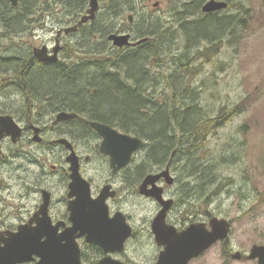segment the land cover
I'll use <instances>...</instances> for the list:
<instances>
[{"label": "trees", "instance_id": "1", "mask_svg": "<svg viewBox=\"0 0 264 264\" xmlns=\"http://www.w3.org/2000/svg\"><path fill=\"white\" fill-rule=\"evenodd\" d=\"M49 1L60 5L57 7L66 12L74 13L76 19L87 11L90 2L18 0V6L13 7L10 0H0V26L5 32L4 37L29 31L35 23L41 25L39 14L42 16L43 10L40 7ZM99 1L103 2L106 15L112 20L128 15L129 22V16L136 12L132 7L134 0ZM220 1L227 2L228 9L209 15L202 13L200 0L171 1L172 26L177 24L187 41V51L181 55H173L168 48L176 38L172 28L164 32L158 19L154 21L145 17H141L135 32L118 31L113 25L101 27L96 17L93 22L79 28L85 44L67 48L65 59L57 64H38L32 51L14 48V52L9 53L13 58L0 59V74H4L6 85L4 96L16 94L28 104L30 102L32 110L42 111L44 108L84 114L138 137L146 142L144 148L149 149L151 166H164L176 151L187 161L189 175L193 172L196 178L189 189L195 188L199 194L202 188L198 185L200 172L194 171L199 166L198 149L214 131L242 113L240 105L231 110L223 109L214 118L203 117V110L197 103V92L190 85L198 75L193 63L199 58H213L220 52L225 36L229 32L234 35L238 26L246 25V20L242 18L240 21L239 16H221L234 9L249 14L245 0ZM125 32L133 34L137 40L146 41L140 46L119 49L107 40L112 33ZM203 44L204 50L193 56L189 54L190 49ZM12 81L18 84L17 87L10 85ZM161 84L165 87L162 92L158 90ZM143 173L144 166L139 165L133 172L134 182Z\"/></svg>", "mask_w": 264, "mask_h": 264}, {"label": "rangeland", "instance_id": "2", "mask_svg": "<svg viewBox=\"0 0 264 264\" xmlns=\"http://www.w3.org/2000/svg\"><path fill=\"white\" fill-rule=\"evenodd\" d=\"M171 1L134 0L132 7L136 12L132 14L134 15L132 24L127 21L128 15L115 20L108 18L105 5L99 1L98 24L100 26L101 23V27L104 28L113 25L118 31L135 32L141 17L154 21L158 19L162 23V31L167 32V28L171 27L172 33L176 36L173 38L174 44L168 45V48L173 55H181L187 51V41L179 26L177 24L175 27L172 26ZM200 1L203 7L210 0ZM155 3H159L158 8L154 7ZM244 3L249 9V14L234 9L222 13L221 16H239L240 21L242 18L246 20V25L238 26L234 35L229 32L222 41L220 52L213 58L210 60L199 58L193 63L198 69V75L190 82L197 92V103L203 110V117L214 118L223 109L231 110L240 105L242 113L221 129L214 131L207 142L198 149L196 157L199 166L194 171L200 172L201 180L198 185L202 186L201 192L198 194L195 188L190 190L182 183L180 187L182 196H193L194 201L187 208L181 207L178 210L179 213L183 210L180 218L186 217V213L191 209L204 212L207 209L211 217L230 220L233 228L229 246L233 248V253H249L255 245L264 246V0H245ZM57 6L60 5L53 4L52 1L43 4L40 7L43 14L42 16L39 14V18H42L41 25L35 23L29 31H20L5 38V32L0 26V59L13 58L14 56L9 53L14 52V48L32 51L35 47L53 45L57 31L77 23L86 15L85 11L76 19L74 13L66 12ZM136 40L134 39V42ZM66 42L70 45L68 48H73L78 43L85 44L80 34L67 38ZM203 46L205 44L190 49L189 54L193 56L204 50ZM65 57L66 54H63L62 59ZM0 75V115L7 114L17 121H22L24 116L28 115L26 108L30 103L18 98L16 94L4 96L6 90L4 74ZM10 85L17 87L18 84L12 81ZM164 88L161 84L158 90L162 92ZM39 112L36 116L40 114ZM44 116L46 115L43 113L42 117ZM8 149L11 150V147L5 148V165L0 164V197L10 199L6 204L0 202V216L4 212L10 213L17 203L11 197L14 195L15 184L21 183L22 180L15 176L19 165L30 159L29 162L33 165L30 169L35 170L36 181H39L45 166L50 170L51 165L57 164L52 154H29L32 149H29L28 143L13 148L10 154L7 153ZM19 150L30 158L24 155L20 161L14 160L12 153ZM148 152L149 149L144 148L134 156V171L139 165L146 168L155 166L149 163ZM179 160L187 163L185 158L181 157ZM190 166L192 168V165ZM189 168L184 170L187 177L190 173ZM192 174L189 176L195 181L196 178ZM130 203L127 212L131 215V222L136 226L137 234L130 242L129 249L137 264H151L155 249L146 226L148 219L158 212L157 205L144 202L135 192ZM191 264H258V261L232 260L224 254V247L219 243Z\"/></svg>", "mask_w": 264, "mask_h": 264}, {"label": "flooded vegetation", "instance_id": "3", "mask_svg": "<svg viewBox=\"0 0 264 264\" xmlns=\"http://www.w3.org/2000/svg\"><path fill=\"white\" fill-rule=\"evenodd\" d=\"M78 23L79 21L73 23V25L69 27H75ZM61 31L62 34L59 35ZM79 31L70 35H66L64 29L57 31L54 44L51 46L47 45L49 54H52L54 45L57 40H59L63 47V51L59 56V62L63 61V54H65L67 48L70 46L66 42L67 38L78 35ZM131 36L132 39H135L133 34H131ZM36 61L38 64L49 65L59 63ZM26 112L28 115L24 116L25 118L22 121H17L15 119L18 125L23 129V135L20 141L14 144L10 138L2 140L0 164L3 166L5 165L4 158L6 157V147H11V150L8 149L7 151V153L10 154L13 148H19V146L24 143H28L29 149H32L29 154H52L55 156L57 164L51 165L50 170H48V166H45V170H43L40 176L41 181H36V172L30 169V167L33 166L29 162L31 161L30 159L28 162H24L23 165L21 164V166L19 165L17 167L15 176L17 179L22 178V180L21 183L15 184L14 195L11 197L13 201L17 203L14 204L10 213L4 212V214L0 216V244L2 247L5 246V242L11 236H26L39 233L47 237V235H52L54 232L58 235L71 234L72 230L75 228V223L72 220L74 210L77 211L81 217L82 228L78 230L75 235L78 237L83 234L76 240L80 248L82 264H99L100 261L105 258H110L123 264H137L129 249V244L136 237L137 230L136 226L132 225L131 215L127 212V208H130V201L135 192L144 202H151L157 205L158 212L151 219H148L146 226V230L148 231L150 240L155 249L151 264H157L163 248L159 247L156 243L152 231V224L156 216L162 210V206L156 199L141 195L139 193V188L148 176L159 175L168 169L170 175L174 179V183L172 185L168 184L165 178H161L157 182L158 187L163 189L164 199L173 201V207L167 216V224L176 227L178 231H182L190 225L198 223L207 224L209 227V222L212 217L207 209L205 212L191 209L186 213L187 219L185 216L180 218V213H182L183 210H181L180 213L178 210L181 209V207L185 209L187 206L192 205L194 201V198H192L193 196L183 197V194L180 192V187L183 183L189 189V185L193 182V179H191L189 175L188 177L184 175V170L188 167L183 161L179 160L181 157L177 155L176 151L171 154L164 166H154L151 168H146V166H144V173L134 182L133 160L123 168H119V166L113 167L111 158L101 152L104 137L94 128L93 123H104L73 111H48L43 108V110L39 112L38 109L33 111L31 106H29L26 108ZM38 112L40 114L36 116ZM63 112L76 113L79 116L76 119L58 123V116ZM43 113L46 116L42 117ZM2 115L7 114H1L0 116ZM32 126L40 129V136L43 139L42 142L37 143L34 141L35 130ZM107 126L120 134L127 135L115 127L110 125ZM24 155L26 158H30L20 150L12 153L14 160L17 159L18 161L21 160V157L24 158ZM72 155L78 159L79 174L84 180V182L76 188H72L73 172L71 170V164L68 161ZM149 189H152V186H149ZM173 190L174 192H172ZM44 192L48 193L44 194ZM46 194H48L50 202L47 214L44 215L41 213V209L45 203L44 196ZM9 199L10 198L5 196L0 197V202L6 204ZM101 199L103 201H101ZM102 215H106V219L109 223H114L113 220L121 215L124 217L126 224L134 229V236L124 243V248L121 252L115 251L106 253L101 246L88 242L87 238L89 233L85 231L89 230L90 232L89 228L93 224L94 227L96 226L95 232L98 233L97 227ZM182 221L183 223H181ZM41 227L45 228V231H38ZM54 228H57V231ZM46 237L42 240L43 242L46 240ZM219 243L224 247V254L233 260L235 253H233V248L229 246V240ZM208 251L203 253L199 258L203 257ZM240 253L242 255L240 262L250 261L247 259L250 252ZM33 259L34 260L31 262L23 264H39L41 262V258L38 256H34Z\"/></svg>", "mask_w": 264, "mask_h": 264}, {"label": "water", "instance_id": "4", "mask_svg": "<svg viewBox=\"0 0 264 264\" xmlns=\"http://www.w3.org/2000/svg\"><path fill=\"white\" fill-rule=\"evenodd\" d=\"M13 7L18 6V0H10ZM152 1V0H150ZM228 3L220 0H210L202 7L204 14H214L228 9ZM155 8L159 7V3L154 4ZM100 9L99 0H90L89 7L75 27L64 28L66 35L77 33L79 27L92 22ZM129 22H133V16H129ZM62 32L59 33L61 35ZM108 41L114 47L122 49L126 47L140 46L146 40L132 42L131 34L112 33L108 36ZM63 51L59 40H57L52 54H49L47 45L41 48H34L33 55L40 62L57 63L60 58V53ZM76 113L63 112L58 116V123L78 118ZM94 128L104 137V142L101 147V152L111 158L112 166L123 168L131 163L133 156L141 151L145 142L130 135L120 134L111 127L93 123ZM35 130L34 141L42 142L40 129L32 126ZM23 135V129L18 125L15 119L10 115L0 116V150L1 142L5 138H10L14 144H17ZM68 161L71 164L72 188L78 187L84 180L79 174L78 159L72 155ZM165 178L168 184L174 183L173 177L170 175L169 169L159 175H150L139 188L141 195L152 197L162 206V210L156 216L152 224V231L155 236L156 243L163 248L160 253L157 264H190L194 259L199 258L203 253L211 249L219 242L227 241L232 232V224L226 218L213 217L207 224L198 223L190 225L188 228L178 231L174 226L167 224V216L173 207L172 200H165L163 197V189L158 187L157 182ZM152 186V189H149ZM48 193V192H44ZM45 203L42 206L41 213L47 214L49 206V196H44ZM99 201V200H98ZM97 201V202H98ZM101 201H103L101 199ZM119 215L113 222L109 223L106 215H102L100 223L97 227L98 233L95 232L96 226L93 224L88 231V242L101 246L106 253L121 252L124 248V243L134 236V229L128 226L124 217ZM48 219V218H47ZM72 220L75 223V228L71 234H55L41 235L39 233L26 236H11L2 247L0 244V264H23L33 261L34 256L41 258L39 264H82L80 248L77 243L75 233L82 228L81 217L77 211L73 210ZM95 222V221H94ZM93 223V220H92ZM116 223V226H115ZM57 231V228H54ZM44 230L41 227L38 231ZM46 237V240H42ZM242 255L240 252L235 253L233 260L240 261ZM250 261H258V264H264V246L255 245L252 247L250 254L247 257ZM99 264H123L119 261L105 258Z\"/></svg>", "mask_w": 264, "mask_h": 264}, {"label": "bare ground", "instance_id": "5", "mask_svg": "<svg viewBox=\"0 0 264 264\" xmlns=\"http://www.w3.org/2000/svg\"><path fill=\"white\" fill-rule=\"evenodd\" d=\"M83 6V5H82ZM81 9V8H80ZM1 31V30H0ZM62 32V31H61ZM58 36V35H57ZM145 39V38H144ZM149 41V40H148ZM151 41V40H150ZM133 49V48H132ZM135 49V48H134ZM138 49V48H137ZM97 53V52H96ZM95 54V53H94ZM26 65V64H25ZM55 78V77H54ZM28 94V93H27ZM31 95V94H30ZM33 96V95H32ZM35 98V97H34ZM46 98V97H45ZM32 99V98H31ZM32 102V101H31ZM208 140V139H207Z\"/></svg>", "mask_w": 264, "mask_h": 264}]
</instances>
